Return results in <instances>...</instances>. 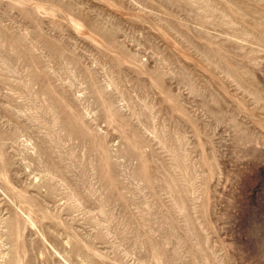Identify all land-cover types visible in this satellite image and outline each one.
Wrapping results in <instances>:
<instances>
[{"label": "rangeland", "instance_id": "rangeland-1", "mask_svg": "<svg viewBox=\"0 0 264 264\" xmlns=\"http://www.w3.org/2000/svg\"><path fill=\"white\" fill-rule=\"evenodd\" d=\"M0 264H264V0H0Z\"/></svg>", "mask_w": 264, "mask_h": 264}]
</instances>
